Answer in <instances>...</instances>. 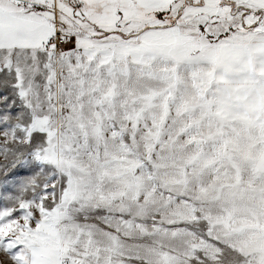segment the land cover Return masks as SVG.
I'll return each mask as SVG.
<instances>
[{
  "label": "snow or ice",
  "instance_id": "1",
  "mask_svg": "<svg viewBox=\"0 0 264 264\" xmlns=\"http://www.w3.org/2000/svg\"><path fill=\"white\" fill-rule=\"evenodd\" d=\"M0 264H264V0H0Z\"/></svg>",
  "mask_w": 264,
  "mask_h": 264
}]
</instances>
